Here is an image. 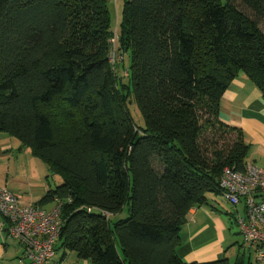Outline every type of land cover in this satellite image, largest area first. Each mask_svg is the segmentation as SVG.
<instances>
[{
  "label": "trees",
  "instance_id": "trees-1",
  "mask_svg": "<svg viewBox=\"0 0 264 264\" xmlns=\"http://www.w3.org/2000/svg\"><path fill=\"white\" fill-rule=\"evenodd\" d=\"M259 18L264 0H124L114 29L110 0H0V133L60 179L37 206L59 204L64 252L89 264H230L183 262L180 232L221 193L222 170L246 164L219 107L239 75L264 98ZM214 128L233 142L209 161L200 139Z\"/></svg>",
  "mask_w": 264,
  "mask_h": 264
},
{
  "label": "crops",
  "instance_id": "crops-1",
  "mask_svg": "<svg viewBox=\"0 0 264 264\" xmlns=\"http://www.w3.org/2000/svg\"><path fill=\"white\" fill-rule=\"evenodd\" d=\"M115 2L117 5V0ZM219 119L224 125L242 132L243 140L248 146L246 163L264 169V98L244 75H239L222 95ZM4 135L6 134L0 133V155L8 152L10 146ZM10 192L16 194L23 206L38 204L27 201L17 191ZM44 206L51 208L46 210ZM44 206L40 207L50 211L55 207V201ZM226 219L227 217L212 208L209 203L191 209L188 222L180 232L181 246L178 257L185 263H208L222 259H227L230 264L234 263L237 256L243 252L240 244L237 251L231 247L233 239L230 233L233 231L230 225L233 221L227 223ZM55 252L56 249L49 264H89L78 260L73 253L62 250L59 256ZM21 255L22 250L18 242L0 234V264H19Z\"/></svg>",
  "mask_w": 264,
  "mask_h": 264
},
{
  "label": "built area",
  "instance_id": "built-area-1",
  "mask_svg": "<svg viewBox=\"0 0 264 264\" xmlns=\"http://www.w3.org/2000/svg\"><path fill=\"white\" fill-rule=\"evenodd\" d=\"M116 40L115 33L108 55L112 64ZM219 190L223 199L236 209L234 223L240 231L243 249L254 254L256 263L264 264V169L251 163H246L241 171L225 167ZM239 204L243 205V215L238 213ZM59 208L56 200L50 211L35 204L23 206L12 192L0 188V234L20 245L19 264H49L60 231Z\"/></svg>",
  "mask_w": 264,
  "mask_h": 264
},
{
  "label": "rangeland",
  "instance_id": "rangeland-1",
  "mask_svg": "<svg viewBox=\"0 0 264 264\" xmlns=\"http://www.w3.org/2000/svg\"><path fill=\"white\" fill-rule=\"evenodd\" d=\"M220 1L222 4L224 3V0ZM123 4L124 0H117V5L115 0H112V3L110 4V15L114 29L117 27V23L121 18V10ZM244 11L250 17L254 16V14L250 11L245 9ZM258 20L260 28L264 33V20H261L260 18ZM158 36H160V38L158 39L157 45L154 49L156 55L160 53L161 48L164 45L163 39L161 38L162 35L158 34ZM121 73V67L117 66L116 74L121 75ZM130 110L134 121L138 125H142L143 119L137 107L135 105H133L132 107L130 106ZM4 136L8 139L9 144H7L10 146L8 152L0 155V188H8L9 191H17V193H20V196H22L27 201H33L34 203L39 202L41 198L46 194V191L48 192L49 190H54L55 187L60 184V179L57 176L50 174L46 165L40 160L33 157L30 153V150H19V143L15 139L9 138L7 135ZM232 142V136H230L229 134L218 132L216 128L210 129L209 131L205 132L200 139L203 153L209 161L214 158L215 152H225L229 147H231ZM207 199L209 205L211 204L212 208L217 209L219 213L227 217V223L231 220L233 221V223L230 225L233 231L230 233V236L233 239V244L231 247L235 251H237L240 244L241 252L244 253L245 263L256 264L254 260V254L252 252L249 253L243 249L244 246L242 244L243 240L240 235V231L234 223V217L237 216L236 209L231 207L220 194H209L207 196ZM50 208L51 206H44V209L46 210ZM237 209L238 213L240 215H243V205L239 204L237 206ZM126 217L127 215L123 213L119 216H110L109 220L111 223H116L117 221L125 219ZM55 249V254H59L60 256L62 254V249L60 248V245L58 243L56 244Z\"/></svg>",
  "mask_w": 264,
  "mask_h": 264
}]
</instances>
